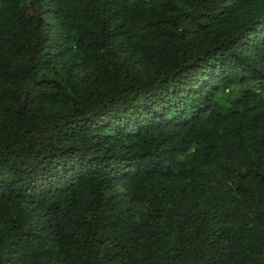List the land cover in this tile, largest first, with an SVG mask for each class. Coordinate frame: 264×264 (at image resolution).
<instances>
[{
  "label": "trees",
  "instance_id": "16d2710c",
  "mask_svg": "<svg viewBox=\"0 0 264 264\" xmlns=\"http://www.w3.org/2000/svg\"><path fill=\"white\" fill-rule=\"evenodd\" d=\"M0 264H264V0H0Z\"/></svg>",
  "mask_w": 264,
  "mask_h": 264
},
{
  "label": "rangeland",
  "instance_id": "374dc122",
  "mask_svg": "<svg viewBox=\"0 0 264 264\" xmlns=\"http://www.w3.org/2000/svg\"><path fill=\"white\" fill-rule=\"evenodd\" d=\"M228 97H229L228 93H223V94L220 96L221 100H223V101H227V100H228Z\"/></svg>",
  "mask_w": 264,
  "mask_h": 264
}]
</instances>
